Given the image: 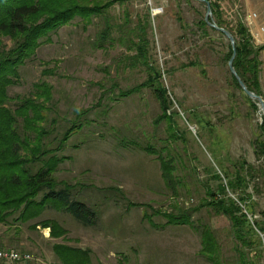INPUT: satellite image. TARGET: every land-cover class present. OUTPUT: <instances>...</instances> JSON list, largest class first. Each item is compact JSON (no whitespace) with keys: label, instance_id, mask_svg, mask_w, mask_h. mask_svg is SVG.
Masks as SVG:
<instances>
[{"label":"rangeland","instance_id":"rangeland-1","mask_svg":"<svg viewBox=\"0 0 264 264\" xmlns=\"http://www.w3.org/2000/svg\"><path fill=\"white\" fill-rule=\"evenodd\" d=\"M220 2L225 24L233 27L241 20L254 43L264 46V0ZM126 13L133 27L140 19L146 24L150 55L162 72L161 82L172 102L174 130L180 137L177 146L172 145L176 175L182 183L177 196L164 185L157 156L145 151L148 147L163 151L168 145V124L163 121L155 125L161 113L150 90L143 87L133 91L146 80L147 72L131 66L129 57L135 52L118 40L125 32L119 27L125 25ZM205 15L206 6L194 0H125L115 4L105 18L95 17L87 27L76 18L51 33L49 41L44 39L36 56L20 69V78L8 90V106L16 109L19 99L33 94L35 84H50L53 99L43 110L42 126L50 131L46 141L52 142L51 148L58 146V140L73 124L81 123L82 128L77 127L57 152L62 162L55 178L73 186V198L88 205L100 220L96 226H84L79 231L72 225L75 221L67 222L68 214L47 208L40 219L14 223L13 230L19 226L21 232L10 233V240L19 243L12 248L32 256V261L17 264H52V242L45 244L39 236L31 242L26 238L34 236L27 230L30 224L46 219L67 220L72 231L69 238L79 241L69 243L91 249L93 264H124L126 258L131 264H212L201 255L199 233L189 225L168 224L160 216H179V210L188 212L196 226L208 225L213 230L222 264H239L244 249L230 220L205 207L207 191L219 193L216 174L225 180L223 174L232 178L242 162L252 165L256 175L250 179L248 193L253 196L255 215H248V219L251 224L254 220L264 222V175L259 173L264 172V156L256 157L254 145L262 134L263 112L250 98L258 110L253 108L233 81L226 59L230 41L209 27L207 35L198 28ZM254 15L252 21L250 16ZM107 25L113 28L111 39L102 43L100 36ZM4 46L11 47L12 41L5 38ZM259 59L260 97L264 100V48ZM190 62L201 66H184ZM121 91L133 92L122 97ZM76 110L88 111L79 116ZM260 140H264L263 134ZM228 194L236 199L233 192ZM105 211L112 216L107 218L123 217L126 224L112 226L107 232L101 227ZM143 212L152 214L154 226L143 220ZM256 231L263 241L259 260L264 264V233ZM40 245L46 254L38 250ZM244 251L249 260L255 258L257 250L248 247Z\"/></svg>","mask_w":264,"mask_h":264},{"label":"trees","instance_id":"trees-1","mask_svg":"<svg viewBox=\"0 0 264 264\" xmlns=\"http://www.w3.org/2000/svg\"><path fill=\"white\" fill-rule=\"evenodd\" d=\"M124 1L0 0V224L6 226H12L14 223L27 224L40 219L46 209L50 208L71 214L85 226H96L97 213L88 205L73 198L71 193L73 186L65 182H57L55 178V173L62 162L57 152L63 149L77 127L82 128L81 123L73 124L58 140V146L51 148L52 142L46 141L50 131H46L42 126L45 122V116L42 113L46 109V104L53 99L52 86L45 81L35 84L33 94L19 99L14 110L8 106L10 102L8 90L20 78V69L28 60L36 56L38 49L44 43L43 40L49 41L51 33L58 31L76 18H80L87 27L93 24L95 17L105 18L115 4ZM205 1L210 3L212 17L216 24L228 30L235 38L236 57L233 66L237 74L251 92L261 96L259 57L264 46L258 47L254 43L251 33L241 20H238L233 27L225 24L221 0ZM198 3L206 6L205 3ZM125 19V25L119 27L125 32L118 40L121 44L127 45L128 51L135 52L129 57L131 66L141 67L147 72L146 80L133 91H139V88L143 87L150 90L159 103L161 113L155 120V125H160L163 121L168 124V145L162 148L163 151H155L152 147H148L145 151L157 156L164 185L174 196H177L182 183L176 175L177 160L172 156L174 150L172 145L177 146L180 137L174 130L176 121L175 114L172 116V102L161 82L162 72L150 55L146 24L140 19L133 27L129 13H126ZM178 19L183 21L179 14ZM208 27L211 28L204 19L198 26L205 35H207ZM211 30L217 31L213 28ZM112 31V26L107 25L100 36L102 43L111 39ZM220 35L225 37L222 33ZM5 38L12 41L11 47L4 46ZM232 55L233 48L230 46L229 53L226 55L227 62ZM184 66L200 67L201 65L190 62ZM232 78L235 85L242 91L236 78L233 75ZM133 91H121L119 96L126 97ZM246 98L257 111L256 104L247 96ZM87 111L76 110V113L84 116ZM263 117L264 114L261 113L262 123L259 130L264 135ZM262 134L256 138L254 144L258 158H261V155L264 156V140H260ZM38 166L39 168L35 170ZM259 173L261 176L264 175L263 170ZM255 175L256 168L247 165L246 162L237 166L232 178L223 174L224 180L222 174H216L214 179L220 182L219 193L213 190L207 191L209 200L205 207L214 214L225 216L230 220L234 235L244 250L249 247L251 250L259 251L263 241L258 238L256 230L264 233V222L254 220V224H251L248 219V215H255L253 196L248 193L250 179ZM208 188L210 187L207 186ZM228 192L236 194V199L229 197ZM179 212H182L179 216L167 213H161L160 216L166 218L168 224L191 226L200 234L202 257L212 264H222L220 246L213 230L208 225L196 226L188 212L184 210ZM154 214L159 213L154 212ZM151 216L152 214L147 217L152 219ZM37 226L50 228L51 238L66 239L67 232L55 220L38 221L30 227L36 229ZM55 249L63 264L89 263L86 251L62 244L55 245ZM244 250L239 254V264H263L259 260V257L262 258V250L255 251V258L251 260L248 259V254Z\"/></svg>","mask_w":264,"mask_h":264},{"label":"crops","instance_id":"crops-1","mask_svg":"<svg viewBox=\"0 0 264 264\" xmlns=\"http://www.w3.org/2000/svg\"><path fill=\"white\" fill-rule=\"evenodd\" d=\"M57 212H65V211H63V210H61V211H58V210H56ZM66 214H68V218H69V221H67V222H70V220L72 221V223H74V221H75V223L76 224H72L73 225V227L74 228H76L77 230H79V229H82L85 225L84 224H82L81 222H79V221H77L71 214H69V213H67V212H65ZM43 215H45V212H44V214ZM42 215V216H43ZM107 215H108V217L109 218H111L112 216L109 214V212H106L105 211V216H104V220H102L103 221V225L101 226L102 228L104 227L105 228V230L107 231V232H110V230H112V226H116L117 224H126V222H125V220L127 221V219H125V218H123V217H119V219H118V217H117V219L118 220H111V219H109V218H107ZM98 216L100 217L101 215H99L98 214ZM114 216H117L116 215V213L114 214ZM118 216H120V215H118ZM148 214H147V212H143L142 213V218H143V220H146V221H148L149 222V224H150V226H154L153 225V222H152V219H149L148 217ZM71 217V218H70ZM46 220H50V219H46ZM52 220H55V219H52ZM100 219L99 218H97V223H98V221H99ZM58 224H60V226L62 227V229H64L66 232H67V236H66V239H64L65 241H62V242H58L57 240H60V239H53V238H50V233H51V230H50V228H42L41 226H37V228H36V230L35 229H33V228H31L30 226L31 225H34L35 223H33V224H30L28 227H27V230H29V232H31L34 236H35V238H34V236H31V235H26V238L31 242V241H35L36 239H40L42 242H44L45 244H49L50 242H52V245H53V249H52V253H53V257H54V259H50V260H52V264H56L57 262V264H63L62 263V261L60 260V258H59V256L57 255V253H56V249H55V245H60V244H62V245H66V246H68V247H71V248H75V249H80V250H82V251H86V252H88V260H89V263L88 264H93L92 263V250L91 249H89V248H85V247H83V246H72L71 245V243H69L70 242V240H73L74 242H76V240L77 239H72L71 237L69 238V236H70V234L72 233V231H70V229H68L67 228V222L65 221V220H63V221H60L59 219H57V220H55ZM141 224L143 223V222H140ZM4 226H6V225H3V224H0V248H1V246H3V247H8V248H10V249H13L12 247H15V246H17L19 243L17 242V241H13V240H10L11 238V235L12 234H10L11 232H13V233H16L17 235H18V232H21L20 230H21V228H19V226H16V231H14L13 230V227L11 226V227H9V226H6V227H4ZM79 227H81V228H79ZM86 227H90V226H86ZM131 228H133L131 225H130V229ZM135 228V227H134ZM33 229V230H32ZM72 230V229H71ZM24 231V230H23ZM80 231V230H79ZM112 232V231H111ZM131 235V234H130ZM133 235V234H132ZM131 235V236H132ZM40 238H39V237ZM37 237V238H36ZM108 237V236H107ZM133 237H135V236H133ZM14 238H16V240H19V237H14ZM108 238H110V237H108ZM62 240V239H61ZM66 240H67V242H66ZM108 241V240H107ZM126 241H128V240H126ZM79 242V241H78ZM78 242H76V243H78ZM69 243V244H68ZM108 243V242H107ZM146 245H148V243H146ZM21 246V245H20ZM148 248H150L151 247V245H148L147 246ZM23 250H25V251H29V250H31V248L30 247H28V248H25V247H21ZM15 250V249H14ZM38 250L41 252V254H46V253H44V250L42 249V246L40 245V247L38 248ZM131 262H132V260L131 259H129V258H126V259H124V264H131ZM0 264H2V263H0Z\"/></svg>","mask_w":264,"mask_h":264},{"label":"water","instance_id":"water-1","mask_svg":"<svg viewBox=\"0 0 264 264\" xmlns=\"http://www.w3.org/2000/svg\"><path fill=\"white\" fill-rule=\"evenodd\" d=\"M197 2H201V3H205L206 4V15H205V21L207 23L208 26H210L211 28L219 31L220 33H222L231 43V46L233 48V55L231 60L229 61V70L231 72V74L236 78V80L238 81L239 86L241 87L242 91L252 100H256L258 102V105L261 109V111L264 114V100L256 95L254 92H251L247 86L245 85V83L241 80V78L239 77V75L237 74L234 66H233V62L234 59L236 57V52H235V38L232 36V34L226 30L225 28H221L219 27L216 22L214 21L213 17H212V9L210 6V3L205 1V0H196Z\"/></svg>","mask_w":264,"mask_h":264},{"label":"built area","instance_id":"built-area-1","mask_svg":"<svg viewBox=\"0 0 264 264\" xmlns=\"http://www.w3.org/2000/svg\"><path fill=\"white\" fill-rule=\"evenodd\" d=\"M254 16H250V19L253 21ZM32 261V256L30 254H22L21 252L14 249H0V263L3 264H17L20 262H29Z\"/></svg>","mask_w":264,"mask_h":264},{"label":"bare ground","instance_id":"bare-ground-1","mask_svg":"<svg viewBox=\"0 0 264 264\" xmlns=\"http://www.w3.org/2000/svg\"><path fill=\"white\" fill-rule=\"evenodd\" d=\"M264 118V117H263Z\"/></svg>","mask_w":264,"mask_h":264}]
</instances>
